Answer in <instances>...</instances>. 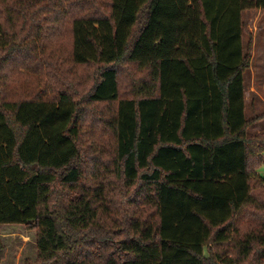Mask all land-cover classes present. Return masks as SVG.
<instances>
[{"label": "trees", "instance_id": "16d2710c", "mask_svg": "<svg viewBox=\"0 0 264 264\" xmlns=\"http://www.w3.org/2000/svg\"><path fill=\"white\" fill-rule=\"evenodd\" d=\"M251 8L264 0H0V225L33 224L41 264H264ZM127 71L145 73L133 97ZM84 121L102 180L80 161Z\"/></svg>", "mask_w": 264, "mask_h": 264}, {"label": "rangeland", "instance_id": "374dc122", "mask_svg": "<svg viewBox=\"0 0 264 264\" xmlns=\"http://www.w3.org/2000/svg\"><path fill=\"white\" fill-rule=\"evenodd\" d=\"M242 15L245 28L243 35L244 46L246 51L250 50V66L245 72V112L247 119L250 121L247 127V136L254 137L264 133V8L246 9ZM124 68L129 69L125 65ZM93 69L94 66H83L80 68L83 74L92 72ZM23 73L30 77L34 75L30 70H26ZM135 73L132 74L129 71L120 73L121 97L136 96L132 94V80L135 77H144L145 73L143 71ZM93 106L90 104L87 105V108L90 110ZM106 107L107 105L100 109ZM108 108L112 109L114 106L109 105ZM98 127V121H84L81 139L79 140L82 153L80 161L88 177L91 179L97 177L102 180L105 176H110V173L105 172L102 165L95 166L100 157L102 158V156L98 155V149L95 145L96 136H99L102 132V130L97 129ZM250 155V164L252 165L257 157L256 153ZM104 158L106 159V157ZM260 172L264 175V164L260 167ZM253 187L254 194L264 192V188L257 180L253 181ZM255 206L249 203L246 209L254 211ZM120 232L117 228L111 227L109 229V233L115 239L120 237ZM37 233V228L33 224H1L0 251L3 257L0 260V264L46 263L38 257ZM112 240L114 239L112 238ZM214 249L219 248L214 246Z\"/></svg>", "mask_w": 264, "mask_h": 264}, {"label": "crops", "instance_id": "0c3cea01", "mask_svg": "<svg viewBox=\"0 0 264 264\" xmlns=\"http://www.w3.org/2000/svg\"><path fill=\"white\" fill-rule=\"evenodd\" d=\"M257 172L262 175V173L260 172V168L257 170Z\"/></svg>", "mask_w": 264, "mask_h": 264}]
</instances>
